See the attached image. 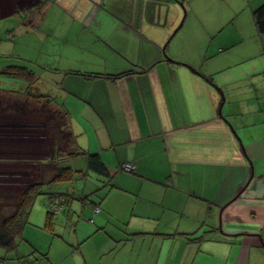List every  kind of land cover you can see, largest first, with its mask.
I'll return each mask as SVG.
<instances>
[{
  "label": "crops",
  "instance_id": "1",
  "mask_svg": "<svg viewBox=\"0 0 264 264\" xmlns=\"http://www.w3.org/2000/svg\"><path fill=\"white\" fill-rule=\"evenodd\" d=\"M262 3L0 5L28 24L18 26L28 56L0 59V74L36 71L31 85L6 74L14 81L0 88L30 86L61 106L84 152L73 166L87 170L83 187L59 190L64 223L54 215L44 230L48 252L17 251L22 238L0 247V264H264V44L253 14ZM91 154L107 174L90 167ZM47 213L37 212L46 225Z\"/></svg>",
  "mask_w": 264,
  "mask_h": 264
},
{
  "label": "rangeland",
  "instance_id": "2",
  "mask_svg": "<svg viewBox=\"0 0 264 264\" xmlns=\"http://www.w3.org/2000/svg\"><path fill=\"white\" fill-rule=\"evenodd\" d=\"M35 0H0V5H4V3H11L10 5H17V3H29ZM38 1V0H37ZM42 5V2H37V4ZM9 15H3L0 11V59L1 62L7 60L6 57H10V60H15L16 55H21L22 57L28 56L26 52V48L28 45L25 33L21 32V29H18L20 24H27L26 16L24 13L20 11V13H11L12 9H9ZM28 25V24H27ZM35 36H38L36 31H32ZM11 33L14 35L12 36ZM32 33V34H33ZM12 37V38H11ZM31 37V36H30ZM34 37V36H32ZM244 45L239 44L234 47V50H237L238 53L242 50ZM6 53V54H5ZM264 59V50L262 54L257 56V60ZM13 60V61H14ZM10 61V62H13ZM21 61V60H20ZM26 62V58H24V63ZM23 63V64H24ZM246 66V63L237 64L232 69H238L239 67ZM264 75V73H262ZM4 75L0 74V82L5 81H14L11 78H5ZM17 83L23 82L20 79L16 80ZM21 89V87H20ZM24 90H5L4 94L0 95V105H7V101L13 103L16 102L18 105H21L18 99H16V93H22ZM27 95V94H26ZM26 95L19 97L20 99L25 100L23 98ZM32 96V95H28ZM3 97V98H2ZM43 98L42 101L38 102L37 99L34 100V103L38 106H34L40 108L49 97H40ZM39 98V99H40ZM52 99V98H51ZM7 100V101H6ZM54 101V100H53ZM2 102V103H1ZM34 105V104H33ZM40 105V106H39ZM52 106V105H51ZM54 108V106H52ZM4 108V107H3ZM28 107L21 105L18 109V112H15L16 109H9L6 114L0 113V188H8V189H22L26 182L39 177L40 176V165L44 163L48 165L51 161L48 160V157L51 156V151L53 148V142L51 141V137L48 135L46 126H44L45 122L43 119L38 116H32V114L27 113L29 109H33V106L29 109ZM43 108V107H42ZM56 109H53L54 112ZM12 111V112H11ZM15 112V113H14ZM56 119V118H55ZM64 120L61 121V124ZM60 125V121H58ZM63 131L67 132V129H63ZM66 145V144H65ZM65 147V146H64ZM68 148V147H66ZM67 151V150H66ZM66 166L71 167L74 170H78L74 173L75 178L73 181H61L60 183L54 186L53 191L63 190L67 192L66 187L69 186L74 189L73 185L80 184L81 187L84 186L86 182V177H82V172L86 173V169H81L80 167L73 166L74 160L69 159L64 163ZM21 169L22 171H20ZM83 170V171H80ZM93 175V174H91ZM91 181V180H90ZM74 183V184H73ZM91 184V182L89 183ZM49 187H45L44 190H48ZM71 189V191H73ZM72 194V192L70 193ZM42 197L44 195H40L35 201L30 214H29V222L26 224L24 228V240L25 242H21L18 245L19 248H25L28 252L32 253L35 250V244L37 246H42L45 248V252H48L50 248V239L44 230L47 228L46 219L37 218V212L42 211L44 209L45 213H47V208L43 206ZM37 207L40 209L38 210ZM60 214H55V221L58 223H64V220L59 216ZM53 227L54 224H53ZM27 235L30 236L27 240ZM57 235L63 236L62 233ZM30 240H33L31 243ZM38 253L41 254L39 250ZM53 251L55 248L53 247ZM16 253V251H13ZM44 252V251H43ZM35 253V252H34ZM44 254V253H42ZM44 256V255H43Z\"/></svg>",
  "mask_w": 264,
  "mask_h": 264
},
{
  "label": "trees",
  "instance_id": "3",
  "mask_svg": "<svg viewBox=\"0 0 264 264\" xmlns=\"http://www.w3.org/2000/svg\"><path fill=\"white\" fill-rule=\"evenodd\" d=\"M253 14L255 24L259 34L263 38L264 44V3L257 7L253 11ZM3 73L22 78L27 81L28 85H31L36 78V71L30 69V66L26 64L9 65L4 69ZM3 92H5V90L0 88L1 96L4 94ZM24 95H26V97L23 98L25 100L22 101L19 97L22 98ZM40 97L46 96L31 93L30 86L22 93H16V99L19 100L21 105L28 107L27 109L33 106V109H29L27 113L32 114V116H38L45 122L44 126H46L48 135L51 137V141L54 145L51 151V156L48 157V160L51 161V163L48 165L42 163L40 165V176L26 182L20 190L0 188V247L6 250H14L17 247L18 242L24 238L23 232L26 224L29 222L30 211L40 195L47 196L48 199L55 197L58 198V201L55 202L48 200L47 204L49 205L51 202L58 204L59 211L66 204L65 192L62 193L59 192V190L53 191L54 186L61 181L74 180V173L78 170L76 171L71 167L66 166L64 163L74 156L84 154V152L75 145V139L70 129L68 114L51 98L46 99L45 102L42 103V106L39 105L40 108H35L34 106L38 105L34 103V100L37 99V101L40 102L43 99ZM7 103L8 104L5 106L0 105V113L6 114L5 112L9 109L14 110L21 106L16 102L11 103L7 101ZM51 105L54 106V108ZM53 109L56 110L53 112ZM15 112H18V109H16ZM62 120H64V122L61 124ZM58 121H60V125ZM65 128L67 129V132L63 131ZM89 165L93 170L96 169L103 174L108 173L104 163H102L99 156L96 154L90 155ZM19 170L22 171L21 169ZM45 187H49L48 190L45 191ZM62 199L63 202H61ZM47 210V225L50 226L56 213L54 210L50 209L49 206H47Z\"/></svg>",
  "mask_w": 264,
  "mask_h": 264
},
{
  "label": "built area",
  "instance_id": "4",
  "mask_svg": "<svg viewBox=\"0 0 264 264\" xmlns=\"http://www.w3.org/2000/svg\"><path fill=\"white\" fill-rule=\"evenodd\" d=\"M122 168L127 171H131L134 168V165L131 162H126L122 165ZM61 202H63V199ZM49 208L56 212L59 211V205L53 202L49 203ZM96 211H98V209H96Z\"/></svg>",
  "mask_w": 264,
  "mask_h": 264
}]
</instances>
